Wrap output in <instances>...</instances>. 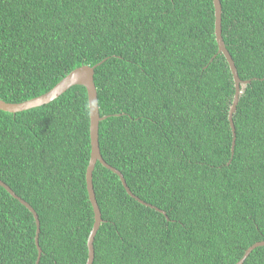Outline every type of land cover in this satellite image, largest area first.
<instances>
[{"label":"trees","instance_id":"1","mask_svg":"<svg viewBox=\"0 0 264 264\" xmlns=\"http://www.w3.org/2000/svg\"><path fill=\"white\" fill-rule=\"evenodd\" d=\"M0 0V100L48 92L94 66L98 141L93 188L102 222L92 264H236L264 241V0ZM86 90L0 110V180L36 212L38 264H86L94 222ZM35 220L0 187V264H35ZM243 264H264V246Z\"/></svg>","mask_w":264,"mask_h":264},{"label":"water","instance_id":"2","mask_svg":"<svg viewBox=\"0 0 264 264\" xmlns=\"http://www.w3.org/2000/svg\"><path fill=\"white\" fill-rule=\"evenodd\" d=\"M213 3V9H214V35H215V41L217 43L218 47V53L222 54L228 65L230 72L232 74V79L234 83V96H233V102L232 106L229 111L228 120L231 127L232 132V153L235 145V127L233 124L232 116L236 110V106L239 101V96L241 94V89L245 84L248 83V81H243L239 78L234 61L229 54L228 50L225 47V44L222 39L221 34V16H222V7L220 0H212ZM103 62V61H102ZM102 62L98 63L94 66H87L83 65L80 66L74 70H72L69 74H67L62 80H60L53 88H51L48 92L39 95L37 97H34L32 99L26 100L21 103H6L3 100H0V110L8 113H16L21 112L25 110H29L32 108H36L45 104L50 103L51 101L58 98L60 95H62L65 91H67L70 87L79 85L85 88L86 95H87V102H88V111H89V137H90V158L88 162V166L86 168V174H85V180H86V189L89 196V201L92 206L93 210V216H94V222L92 225V228L89 232V235L87 237V259L86 264H92L93 258H94V248H93V241L94 237L97 233V230L100 226V223L102 222L101 219V213L100 209L98 207L95 192L93 188V170L95 168V165L97 162H99L102 166L105 168L111 170L114 174H116L121 183L124 187L126 193L135 199L137 202H139L142 205L149 206L151 208H154L156 211H159L161 213H164L162 210L147 204L143 200L139 199L137 196H135L131 190L127 187L126 181L123 177V174L117 170L116 168L110 166L108 163L105 162L103 159L100 148H99V141H98V132H99V123L105 119V116L101 117L99 115V108H98V100H97V90L94 83V71L97 66H99ZM0 187L5 189L14 199H16L22 206L28 209L30 213H32L35 225H36V232H35V245L37 249V259L35 264H38L40 257H41V248L38 244V238H39V232H40V223L38 220V216L36 212L33 210V208L23 199L18 197L12 189L6 185L3 181L0 180ZM264 246V241L257 242L250 246L242 256V258L236 263V264H243L245 259L249 256V254L257 247Z\"/></svg>","mask_w":264,"mask_h":264}]
</instances>
